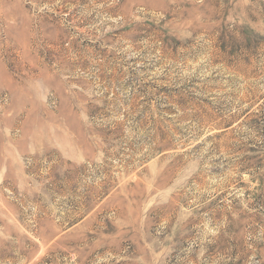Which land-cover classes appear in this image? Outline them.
Instances as JSON below:
<instances>
[{
	"label": "rangeland",
	"instance_id": "rangeland-1",
	"mask_svg": "<svg viewBox=\"0 0 264 264\" xmlns=\"http://www.w3.org/2000/svg\"><path fill=\"white\" fill-rule=\"evenodd\" d=\"M0 264H264V0H0Z\"/></svg>",
	"mask_w": 264,
	"mask_h": 264
}]
</instances>
